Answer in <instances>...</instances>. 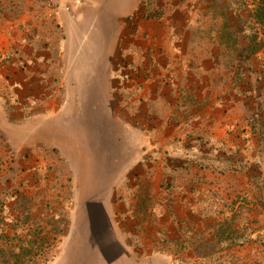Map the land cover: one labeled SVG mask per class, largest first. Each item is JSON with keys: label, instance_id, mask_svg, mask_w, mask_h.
<instances>
[{"label": "crops", "instance_id": "crops-1", "mask_svg": "<svg viewBox=\"0 0 264 264\" xmlns=\"http://www.w3.org/2000/svg\"><path fill=\"white\" fill-rule=\"evenodd\" d=\"M95 1L0 0V162L8 167L0 182L16 175L13 182L33 186L32 171L58 158L73 179L91 181L88 160H77L86 152L68 149L73 131L80 142L77 114L68 106L78 88L72 82L67 88L64 75L73 61H89L81 53L91 55L98 40L112 69L122 65L123 78L109 77V105L97 112L101 118L106 110L128 143L104 188L83 189L99 202L111 240L122 248L107 259L100 249L105 238L92 261L255 259L247 247L264 242V61L251 68L248 93L247 61L238 51L231 56L224 37L233 19L242 17L246 26L245 0H147L145 6L137 0L110 17L101 14L106 0ZM237 48L245 52V43ZM81 94L83 115L89 99ZM59 123L68 129L64 144ZM139 197L150 198L147 209ZM204 245L223 248L199 251Z\"/></svg>", "mask_w": 264, "mask_h": 264}, {"label": "rangeland", "instance_id": "rangeland-1", "mask_svg": "<svg viewBox=\"0 0 264 264\" xmlns=\"http://www.w3.org/2000/svg\"><path fill=\"white\" fill-rule=\"evenodd\" d=\"M134 1L137 2V0H129L128 4L123 5L126 1L106 0L103 8L100 7L101 14L110 17L115 16L119 11L127 12ZM139 2L144 6L148 4L147 0ZM92 6L96 8V5L92 4ZM240 7L241 10H246V26L243 28L242 17L241 20L233 19L234 28L229 31L226 29L224 37L225 42L230 43L233 49L231 56H237L234 51H238L241 52V59L247 61L246 88L250 93L251 68L254 69L260 60L264 61V0H245ZM97 13L101 22L100 11L97 10ZM132 17L133 13L128 20ZM237 27L240 31L239 37ZM243 29L244 32H241ZM96 42L95 49L89 50L91 55L84 50L81 53L82 60L85 58L89 61L80 64L73 61L72 68H68L64 75V79H67V88H72L70 82L78 88V96L73 102L69 101L68 106H71L72 115L75 112L77 114L76 136L78 139L80 136V142H76L73 131L70 135L73 136V140L67 142L68 149L74 151L75 155L76 152L80 153L81 149L86 152L85 156L78 157L77 160L78 164H81L83 159L88 160V168L92 170L91 181L73 179L68 173L67 165L60 158L57 163L55 160L48 162V159L45 166L32 171L33 186H22L13 182L16 175L3 177L1 180L9 183L7 186L0 182V193L4 192L6 186L9 189L4 196L0 195V264H98L97 261H92L97 252L95 245L105 238L110 241L103 242L104 245L100 249L105 250L107 259L121 252L122 248L115 240H111L113 234L99 202L92 197V193L83 191L87 186L96 190L104 188L115 168L112 163H116L117 157L122 160L121 157L127 153L128 143L127 132L122 131L117 122H113L109 113L103 111L100 118L97 112L109 105L108 92L111 84L109 77L122 80L123 67L118 63L112 69V65L105 60V49H100L98 40ZM244 43L246 49L242 53V49L239 50L237 47ZM259 50L263 51L262 55L255 54ZM241 79H243L242 70ZM81 93L87 95L89 99L86 101L83 115L79 110V106L82 105L79 99L83 97ZM83 124L86 125V130L82 129ZM56 129L57 138L62 137L60 142L64 144L68 138L64 139L63 136L68 135V129L60 123ZM77 145L80 146V150ZM53 163L56 164L52 165ZM6 168L8 167L0 162V176L1 171ZM28 176L29 174L27 178ZM85 178H88V175ZM262 189L264 192V182ZM140 199L146 209L152 203L149 202L150 198L141 197L137 199L138 203ZM262 205L264 207V194ZM144 218L150 219V215H145ZM222 248L204 245L199 251L205 252L207 249L217 251ZM247 249L255 252L256 257L241 264H264V242L261 247H247Z\"/></svg>", "mask_w": 264, "mask_h": 264}]
</instances>
